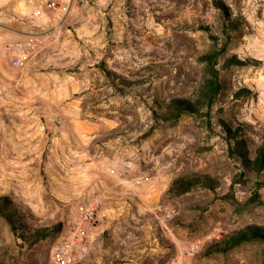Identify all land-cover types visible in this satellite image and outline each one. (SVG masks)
Instances as JSON below:
<instances>
[{"label": "rangeland", "instance_id": "rangeland-1", "mask_svg": "<svg viewBox=\"0 0 264 264\" xmlns=\"http://www.w3.org/2000/svg\"><path fill=\"white\" fill-rule=\"evenodd\" d=\"M12 1L0 0V195L32 227H61L20 248L0 218V264H52L50 243L76 221L79 204L100 196L105 170L118 167L136 176L132 187L115 183L133 232L144 236L153 217L168 236L165 249L142 251L143 239L134 253L96 248L80 264H171L178 246L195 239L201 249L189 264H264L260 242L203 253L229 231L264 225V186L256 183L264 170L247 172L220 126H241L251 149L264 137V0H222L227 16L212 0H74L60 23L44 7ZM228 17L235 24L225 35ZM209 33L226 41L218 65L232 54L253 64L221 67L211 125L204 115L156 122L153 109L193 94ZM193 173L210 175L216 188L166 196L174 178ZM116 224L102 233L108 247L122 234Z\"/></svg>", "mask_w": 264, "mask_h": 264}, {"label": "trees", "instance_id": "trees-1", "mask_svg": "<svg viewBox=\"0 0 264 264\" xmlns=\"http://www.w3.org/2000/svg\"><path fill=\"white\" fill-rule=\"evenodd\" d=\"M215 8L227 16V5L222 0H212ZM234 19L228 17L224 20L222 31L227 35L228 30L234 27ZM211 42L207 49L199 56L202 67V77L199 80L193 94L188 97H173L169 101L160 104L159 109H153L152 117L156 122L177 119L182 115H204L211 125L209 110L221 88L220 69L232 64H253L250 59L245 61L236 55H229L221 65L219 57L224 51L226 41L216 35L209 33ZM219 66V67H218ZM107 74L109 72L104 71ZM222 132L228 142V152L231 156L239 159L241 165L247 172L259 175L264 170V137H262L254 149L249 146L248 138L244 135L241 126L231 127L224 121H220ZM264 186V178L256 182ZM217 186L216 180L208 174L193 173L174 178L167 191L166 196L175 197L186 192L197 189L214 190ZM0 218L8 225L14 235L15 242L20 248H28L39 241L54 235L60 230L61 225L32 227L25 217L22 208L9 195H0ZM264 243V225L249 223L241 228L225 233L219 240L209 243L203 253H226L244 243Z\"/></svg>", "mask_w": 264, "mask_h": 264}, {"label": "crops", "instance_id": "crops-1", "mask_svg": "<svg viewBox=\"0 0 264 264\" xmlns=\"http://www.w3.org/2000/svg\"><path fill=\"white\" fill-rule=\"evenodd\" d=\"M18 2V0H13L12 5L17 8H25L31 9L32 6H36L37 8L43 7L40 0H22ZM119 169H111L110 172L106 169L104 175L100 176L97 180L98 182V190L99 195L101 197V207L98 211V220L97 223L91 227L90 225H86L89 233H90V249L88 254L94 250H103L104 252H111L112 254H120V253H134L137 251V247L142 246L140 242L143 239H146L148 242V246L144 245L142 251L148 248L149 251H158L165 249L163 238L168 237L164 232L162 235L159 231L156 230V226L152 225V218L149 217L145 219V224L141 226L142 230L145 231V235L134 233V225L132 221L129 220L128 207H130V203H127V199L123 197H118L115 195L117 192L116 185L117 184H128V187L135 185V178L131 174L125 175L121 174L118 171H121V167ZM116 176V177H115ZM122 181V182H121ZM121 182V183H120ZM116 224V228L122 231L121 235H113L111 239L106 240L110 243V246L102 243V233L105 228H110L114 222ZM170 240L177 244V240L172 237ZM108 247V248H106Z\"/></svg>", "mask_w": 264, "mask_h": 264}, {"label": "built area", "instance_id": "built-area-1", "mask_svg": "<svg viewBox=\"0 0 264 264\" xmlns=\"http://www.w3.org/2000/svg\"><path fill=\"white\" fill-rule=\"evenodd\" d=\"M47 10L59 14V23L71 10L74 0H40ZM26 55L14 60L22 64ZM110 170V169H107ZM122 182V181H121ZM101 197L96 196L76 208V221L64 229L49 245V257L52 264H80L85 260L90 249V233L86 225L93 227L98 220ZM216 239L220 238L214 233ZM201 249L199 239L183 242L178 246V254L171 264H189L188 260Z\"/></svg>", "mask_w": 264, "mask_h": 264}]
</instances>
